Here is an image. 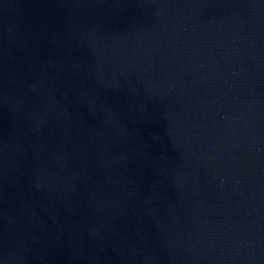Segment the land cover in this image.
Returning a JSON list of instances; mask_svg holds the SVG:
<instances>
[{
    "label": "water",
    "instance_id": "95a60500",
    "mask_svg": "<svg viewBox=\"0 0 264 264\" xmlns=\"http://www.w3.org/2000/svg\"><path fill=\"white\" fill-rule=\"evenodd\" d=\"M0 264H264V0H0Z\"/></svg>",
    "mask_w": 264,
    "mask_h": 264
}]
</instances>
